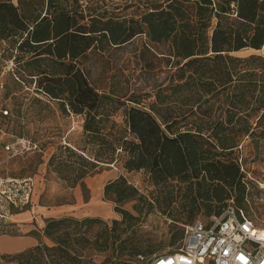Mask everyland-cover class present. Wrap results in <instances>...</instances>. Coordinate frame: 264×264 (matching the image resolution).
Listing matches in <instances>:
<instances>
[{
  "label": "trees",
  "instance_id": "obj_1",
  "mask_svg": "<svg viewBox=\"0 0 264 264\" xmlns=\"http://www.w3.org/2000/svg\"><path fill=\"white\" fill-rule=\"evenodd\" d=\"M82 7L81 0H0V41L15 51L18 80L35 84L38 93L60 102L64 111L86 113L88 141L99 145L93 158L61 148V155L75 158L68 163L74 176L62 178L75 186L106 160L112 163L122 155L128 171H144L162 189L149 198L120 176L104 187L105 198L117 206L127 201H136L134 206L179 204L188 206L186 221H192L199 206L208 216L222 214L236 188L241 202L245 189L235 148L251 135L252 117L260 114L257 124L264 117V0L150 1L139 19L130 20L85 13ZM140 34L154 44L168 43L174 58L176 82L169 95H158L159 103L188 90L180 99L190 104V113L132 106L125 113V130L108 140L102 123L110 114L100 108L110 97L91 85L79 59L104 48V41L115 46ZM246 49L255 52L233 55ZM66 165L58 159V172ZM115 210L123 219L112 221V235L100 229L105 223L100 217L50 218L43 233L51 244L40 242L3 259L6 264H94L91 258L85 261L87 249L106 251L112 239L124 250L128 241L116 231L135 216ZM184 234L177 229L172 242ZM101 264L135 263L120 252Z\"/></svg>",
  "mask_w": 264,
  "mask_h": 264
},
{
  "label": "rangeland",
  "instance_id": "obj_2",
  "mask_svg": "<svg viewBox=\"0 0 264 264\" xmlns=\"http://www.w3.org/2000/svg\"><path fill=\"white\" fill-rule=\"evenodd\" d=\"M150 1L160 0H81V4L85 13L130 20L139 19ZM103 46L89 50L80 57L79 63L91 85L100 94L110 97L100 108L110 114L109 119L102 123L108 140L113 138L112 134L125 130V113L132 106L147 110L155 106L161 112L168 109L171 114L190 113V104H182L180 99L190 92L188 90L159 103L158 95H169V87L176 82V67L174 58L168 54V43L154 44L140 34L129 42L115 46L104 41ZM254 52L246 49L233 55L243 57ZM14 54L15 51L7 43L0 41V171L6 176L34 178L35 194L29 208L33 215L28 213L27 217H19L22 222L33 224L34 231L40 234V226L42 221L46 223V219L38 213V207L45 206L58 210L59 217H100L105 222L100 224V229L112 235V221L123 219V214L115 209H124L135 216L125 219L116 231V234L121 232L123 240L128 239L124 250H120L119 241L113 243L111 239L106 251L87 249L85 261L91 258L94 264H101L106 257L114 258L122 252L123 258L131 259L135 264H148L153 256L175 251L182 245L183 240L172 242V235L177 229L185 230V226L195 220H210L211 216L205 213L204 206H199L200 212L192 221H186L188 206H134L136 201L117 206L114 201L106 199L101 193L104 189L101 190L102 183L106 185L114 177L124 176L128 183L149 198L162 189L154 186L144 171H128L122 155L112 163L111 159L106 160L75 186L62 178L74 176L73 167L68 163L75 158L68 157L67 153L61 155V148L68 146L82 156L93 158L99 145L88 141L84 130L86 113H75L68 108L64 111L60 102L38 93L35 84L18 80L14 73L17 66ZM111 99L114 101L111 102ZM4 110L9 113L3 114ZM259 115L251 119V135L235 148L243 173L244 199L241 202L237 200L239 189L236 188L228 203L233 201L237 206L244 207L259 225L264 226V117L257 124ZM188 121L192 122V116ZM183 124L178 126L183 129ZM54 154L59 156L51 164ZM60 158L67 164L61 167L62 173L56 167ZM168 183L175 185L176 181ZM67 206H75V213L61 214L62 208ZM177 218L183 221H176ZM15 229L9 227L3 230L14 232ZM14 234L21 233L17 231ZM134 251L139 253L128 255Z\"/></svg>",
  "mask_w": 264,
  "mask_h": 264
},
{
  "label": "built area",
  "instance_id": "obj_3",
  "mask_svg": "<svg viewBox=\"0 0 264 264\" xmlns=\"http://www.w3.org/2000/svg\"><path fill=\"white\" fill-rule=\"evenodd\" d=\"M35 188L33 177L0 172V220L8 217L10 208L31 206ZM148 264H264V226L231 201L222 214L187 225L182 245L153 256Z\"/></svg>",
  "mask_w": 264,
  "mask_h": 264
},
{
  "label": "crops",
  "instance_id": "obj_4",
  "mask_svg": "<svg viewBox=\"0 0 264 264\" xmlns=\"http://www.w3.org/2000/svg\"><path fill=\"white\" fill-rule=\"evenodd\" d=\"M114 179H116V177L108 180L107 182H110ZM102 185L103 186L101 187V190L102 188H104L105 183H102ZM101 193H103L104 195V189ZM29 208L30 206L22 210L10 208L8 217L6 219L0 220V264H6L3 259L4 255L18 253L31 246L37 245L40 242H44L47 244L50 242V239L47 238L43 233V229L46 224L45 221H42L43 224H41L40 226V230H39L40 234H39L38 232L34 231L35 227L33 224H30L29 222H22L20 220L21 218L19 217H27L28 213L33 215L32 214L33 211H31ZM75 211H76L75 206H67L62 208L61 214L75 213ZM58 212H59L58 210L56 211L53 208H49L45 206L38 207V213L43 215L46 221L50 218L59 217L60 215ZM63 216H67V215H63ZM9 227H15L16 229L14 232H6L3 230ZM17 231L20 232L21 234H14Z\"/></svg>",
  "mask_w": 264,
  "mask_h": 264
}]
</instances>
